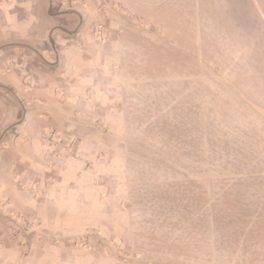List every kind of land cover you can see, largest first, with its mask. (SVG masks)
Wrapping results in <instances>:
<instances>
[{
  "label": "crops",
  "instance_id": "1",
  "mask_svg": "<svg viewBox=\"0 0 264 264\" xmlns=\"http://www.w3.org/2000/svg\"><path fill=\"white\" fill-rule=\"evenodd\" d=\"M191 3V75L206 74L214 112L264 149V0ZM145 11L146 0H0V264H117L115 27Z\"/></svg>",
  "mask_w": 264,
  "mask_h": 264
},
{
  "label": "rangeland",
  "instance_id": "2",
  "mask_svg": "<svg viewBox=\"0 0 264 264\" xmlns=\"http://www.w3.org/2000/svg\"><path fill=\"white\" fill-rule=\"evenodd\" d=\"M191 1L146 0L115 27L127 168L117 264H264V149L214 112L206 74L191 75Z\"/></svg>",
  "mask_w": 264,
  "mask_h": 264
}]
</instances>
